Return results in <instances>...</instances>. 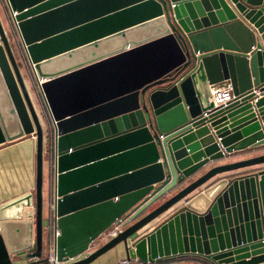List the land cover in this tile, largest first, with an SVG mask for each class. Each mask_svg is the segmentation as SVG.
I'll return each instance as SVG.
<instances>
[{"label": "water", "instance_id": "95a60500", "mask_svg": "<svg viewBox=\"0 0 264 264\" xmlns=\"http://www.w3.org/2000/svg\"><path fill=\"white\" fill-rule=\"evenodd\" d=\"M3 3L32 87L0 18L6 83L32 126L36 177L33 194L13 202L33 208L34 221L18 246L1 225L0 264L45 261L50 248L59 264H93L120 247L128 264H231L233 255L264 264V170L212 182L264 165V155L218 165L264 147V89L255 93L264 46L230 2ZM248 4L264 15L263 2ZM249 21L264 33V19ZM228 85L236 99L216 108L212 90ZM114 225L121 232L104 242Z\"/></svg>", "mask_w": 264, "mask_h": 264}, {"label": "crops", "instance_id": "0c3cea01", "mask_svg": "<svg viewBox=\"0 0 264 264\" xmlns=\"http://www.w3.org/2000/svg\"><path fill=\"white\" fill-rule=\"evenodd\" d=\"M228 1L237 11L238 9H236V5H234L231 0ZM251 1H261L264 4V0H238L239 4H242L247 8L245 16L249 19L246 20L245 16H243L239 11H237V13L239 12L238 14L240 16V19L243 20L248 26H250L254 30V32H256L257 36L260 38L264 46V33L259 34L258 30L255 29L254 25H252L249 21L251 19H256L257 23L262 22V20L264 19V15L258 17L255 14L256 12L251 13L253 12V10L250 9L254 8L253 6H250L248 4ZM202 9L203 11L207 10L206 6L204 5H202ZM195 12L199 13L197 8H195ZM213 13L215 12L213 11ZM14 58L24 80L31 87L27 74V66L22 54L20 53V49L18 53L14 52ZM6 82H10V78L5 66V60L0 54V129L6 140L5 143L0 144V230L2 229L1 225L5 224V226L3 227L6 230L7 237L13 241L14 246H18L21 237L24 235V227H26V222L34 221L33 208H27L24 206L20 211V208L18 206H14L13 202H16L17 200L23 198L24 196H27L28 194H33L34 192L36 177L35 139L30 120L27 117V112L25 110L26 108L22 101L18 99V97H21L20 94L14 91H10ZM263 89L264 87H261L260 90H255L258 98H262L263 95L261 92ZM36 107L38 109L37 112L39 113L42 109L38 102L36 104ZM231 121L232 120H226V122L223 123V125H227V127L225 128L229 129L233 125L230 124ZM207 126L210 125L207 123ZM234 131L238 130L229 129V132L231 133H233ZM211 132L214 134V129H212ZM199 141L200 139L197 140V142ZM184 145L185 147H183V149L187 151L188 145L183 144V146ZM47 159L48 156L45 158L44 165L45 189L47 187L48 178ZM232 159L233 158L231 157L224 161L229 162ZM224 161L219 162L218 165L226 164L227 162ZM254 173L255 172L244 173L241 175L227 176L223 178H229L230 180H233L237 177L248 176ZM219 180L220 178L212 182H217ZM197 194H199V192L191 195L190 198H193ZM172 214L169 213L154 222L150 227L151 230L155 229L158 225L165 222ZM231 258L233 260L231 264H241L245 262L247 264H250V262L253 261V257L243 259L241 261L237 260L236 255H233ZM123 261H126V257L123 248L120 247L102 256L93 264H121V262ZM15 262L16 264H46L45 261H25L20 258L16 259ZM182 264L206 263L199 260H189L183 262Z\"/></svg>", "mask_w": 264, "mask_h": 264}, {"label": "rangeland", "instance_id": "374dc122", "mask_svg": "<svg viewBox=\"0 0 264 264\" xmlns=\"http://www.w3.org/2000/svg\"><path fill=\"white\" fill-rule=\"evenodd\" d=\"M8 11L7 9H5V6H4V3H3V0H0V18L2 20V23L4 25V28L6 30V33H7V36L10 40V44H11V47L13 49V52L15 53H18L19 50H18V42H17V38H15L14 34H13V29L10 28V25H9V18H8ZM260 155H264V148L263 149H257L255 151H248V152H244V153H239V154H236L234 155L232 158V160H230L229 162L227 161H224V162H227V163H231V162H236V161H241V160H246V159H250V158H254V157H257V156H260ZM261 170H264V165L262 166H257V167H252V168H248V169H244V170H241V171H237V172H233V173H228V174H225V175H221L220 177H218V179L220 178H223V177H227V176H235V175H241V174H244V173H252V172H257V171H261ZM47 246H45V253L47 251Z\"/></svg>", "mask_w": 264, "mask_h": 264}, {"label": "built area", "instance_id": "2783aa9c", "mask_svg": "<svg viewBox=\"0 0 264 264\" xmlns=\"http://www.w3.org/2000/svg\"><path fill=\"white\" fill-rule=\"evenodd\" d=\"M236 99L233 88L231 85L226 87H217L212 90V100L215 104L216 108H220L222 106L227 105L229 102H232ZM121 226L114 225L110 228L103 236L102 240L104 242L109 241L111 238L117 236L119 232H121ZM46 264H59L57 262L56 257L53 255L52 249L50 248L49 254L45 259ZM121 264H128L127 261L121 262Z\"/></svg>", "mask_w": 264, "mask_h": 264}, {"label": "trees", "instance_id": "16d2710c", "mask_svg": "<svg viewBox=\"0 0 264 264\" xmlns=\"http://www.w3.org/2000/svg\"><path fill=\"white\" fill-rule=\"evenodd\" d=\"M38 264H42V263H38Z\"/></svg>", "mask_w": 264, "mask_h": 264}]
</instances>
